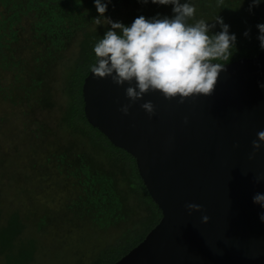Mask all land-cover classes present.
I'll list each match as a JSON object with an SVG mask.
<instances>
[{
	"label": "trees",
	"instance_id": "obj_1",
	"mask_svg": "<svg viewBox=\"0 0 264 264\" xmlns=\"http://www.w3.org/2000/svg\"><path fill=\"white\" fill-rule=\"evenodd\" d=\"M119 1L128 5L123 14ZM189 2L196 20L212 24L219 16L235 34L232 57L224 63L264 51L257 28L264 24V0L251 10L252 0H224L220 7L217 0ZM172 9L151 0H111L105 18L130 26L141 15L172 18ZM96 18L94 0H0V264L52 262L65 247L53 240L68 228L67 237L79 230L87 238L113 239L106 240L90 264H114L160 221L134 158L86 119L83 84L90 70L76 87L71 78L76 70L84 71L85 58L95 62L94 46L110 30L106 21L97 25ZM219 31L217 24L212 33ZM12 158L24 159L29 174L23 177L10 167ZM7 179L17 180L10 189V200L16 198L10 208L4 193ZM136 179L141 192L132 189ZM37 181L51 186L55 208L42 207L36 199ZM22 194L27 207L21 205ZM128 219L129 228H121Z\"/></svg>",
	"mask_w": 264,
	"mask_h": 264
},
{
	"label": "water",
	"instance_id": "obj_2",
	"mask_svg": "<svg viewBox=\"0 0 264 264\" xmlns=\"http://www.w3.org/2000/svg\"><path fill=\"white\" fill-rule=\"evenodd\" d=\"M212 96L167 100L150 92L123 115L125 88L89 72L83 84L89 124L135 160L161 212L159 223L114 264H264V51L226 63ZM151 101L152 117L140 107ZM187 120V123H185ZM202 206L188 214L186 204ZM207 215L208 224L202 223Z\"/></svg>",
	"mask_w": 264,
	"mask_h": 264
},
{
	"label": "clouds",
	"instance_id": "obj_3",
	"mask_svg": "<svg viewBox=\"0 0 264 264\" xmlns=\"http://www.w3.org/2000/svg\"><path fill=\"white\" fill-rule=\"evenodd\" d=\"M148 3L149 0H140ZM262 0H252L251 7L258 6ZM99 18L94 21L101 25L107 21L110 30L94 46L95 62L90 71L97 79L111 78L112 82L125 88V97L129 103L120 107L123 115H129L130 109L150 92H159L167 100L185 99L195 96H212L216 90L219 76L226 70V61L232 57L236 46L235 34H230L229 25L217 16L214 23L204 19H195L196 8L189 0H151L158 5H172L173 17L159 15L148 19L143 15L134 19L130 26L122 22H113L105 18L108 3L111 0H94ZM224 0H217V6ZM219 24L221 31L213 34L212 29ZM260 35V47L264 50V24L257 25ZM245 32V36H248ZM264 88V85H260ZM140 107L152 117L156 107L146 101ZM187 123V120H185ZM252 141V153L249 159L264 145V131L257 133ZM264 177H257L259 183ZM253 203L264 208V194L257 193ZM188 214L204 211L195 203L186 204ZM210 218L202 216V223L208 224ZM264 222V214L260 215Z\"/></svg>",
	"mask_w": 264,
	"mask_h": 264
},
{
	"label": "rangeland",
	"instance_id": "obj_4",
	"mask_svg": "<svg viewBox=\"0 0 264 264\" xmlns=\"http://www.w3.org/2000/svg\"><path fill=\"white\" fill-rule=\"evenodd\" d=\"M124 1L127 3V0H124ZM118 3H117V5H118ZM127 6L128 5H125L122 1L120 2L119 7H120V11L122 14L124 13L125 10L128 9ZM82 63L85 64L84 71L76 70L71 76L72 81H74L73 83H74L75 87L77 86V84H79V83H81V81H83L82 73L86 74L87 72H89L90 66L92 65V63L88 62V60L86 58L84 59V61ZM84 80H85V78H84ZM56 105L59 108H63L64 102L60 99H57ZM6 143H7V139L4 137V144H6ZM111 158L112 159H118L114 155H112ZM11 166L19 169L20 174L23 177H25L27 174H29V173H27L28 170H27V166H26V161L24 159H22L20 161H15L12 158L10 161V167ZM22 179L19 178V181H21ZM19 181H18V183H19ZM16 183H17V180H10V179L5 180V182H4V193L6 194V197L8 198V200H7V207L8 208H10L9 205H11L12 202L13 203L16 202V198H13L12 200H10V189L13 186H15ZM132 189L135 192H141L139 180H137V179L135 180ZM33 192H35L34 196L36 197V199H38L42 203L41 204L42 207L55 208L56 203H55L54 198H53V192H52L51 186L47 187V188L42 187L39 184V182L37 181ZM20 202H21L22 207L23 206L27 207L29 204V202L26 200L24 194H22V199H20ZM4 215H5V213H4ZM132 221H134V219H132ZM129 226H130L129 219L127 222L120 224L121 228H129ZM145 226L146 225L144 223L142 225H140V227L142 229ZM70 230H71V228L66 229L65 230L66 234L61 233V234H59V236H56L58 239L53 240L54 243H57L58 245L63 244L65 247H63L61 245V248H59L61 250V253L55 259H53L52 262L50 261L49 263H52V264H90L91 262H93V260L95 258V254L102 248V245L106 242V240L108 238H106L105 236H103L101 239L87 238V237L79 235L80 234L79 230H76V231L72 230L75 233V235H69L67 237ZM93 236L99 237V235L96 233H94ZM108 240L111 242L113 241V239H108ZM79 243L85 244V248L84 249L78 248ZM54 250H56V248H54ZM46 252L49 254V248L46 249ZM71 253H74V254H71ZM0 262H1V258H0ZM49 263H47V264H49ZM40 264H44V262H40Z\"/></svg>",
	"mask_w": 264,
	"mask_h": 264
}]
</instances>
